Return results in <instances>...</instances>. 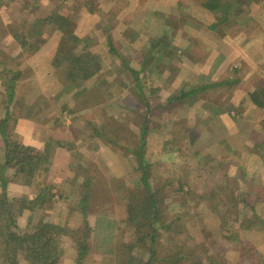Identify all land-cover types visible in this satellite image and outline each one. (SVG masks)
Wrapping results in <instances>:
<instances>
[{
    "label": "rangeland",
    "instance_id": "obj_1",
    "mask_svg": "<svg viewBox=\"0 0 264 264\" xmlns=\"http://www.w3.org/2000/svg\"><path fill=\"white\" fill-rule=\"evenodd\" d=\"M239 1L245 4L215 30L210 26L218 14L204 8V0H18L14 5L17 14L24 5L28 19H21L22 25L34 22L47 37L51 25L42 20L56 11L71 22L76 35L90 41L73 48L88 51L93 62L85 67L93 73L84 81L82 100L62 102L59 118L60 126L75 135L76 126L88 125L90 137L66 143L77 155L56 172L53 144L42 150L29 146L46 156V170L36 171L25 184L10 168L7 188L0 184V195L6 192L16 205L47 194L44 207L26 210L16 223L23 231L29 221L65 227L58 264H77L81 242L88 251L79 264L149 261L145 229L131 212V206L140 207L132 194L142 191L137 151L143 135L142 162L158 192L160 224L167 226L158 232L154 264H264V70L253 76L250 88L239 90L246 76L238 49L228 59L231 69L222 71L214 87L181 97L202 85V70L191 62L213 57L211 47L229 28L235 31L231 43L236 48L246 49L240 29L251 26L254 32L263 30L264 42V0ZM253 14L261 16L244 19ZM163 36V44L152 48ZM257 54L261 59L255 55L254 61H264V51ZM68 70L59 71L68 78ZM86 111L88 122L78 116ZM97 126L100 138L95 142L92 130ZM222 191L227 195L221 197ZM85 193L89 201L81 204Z\"/></svg>",
    "mask_w": 264,
    "mask_h": 264
},
{
    "label": "crops",
    "instance_id": "obj_2",
    "mask_svg": "<svg viewBox=\"0 0 264 264\" xmlns=\"http://www.w3.org/2000/svg\"><path fill=\"white\" fill-rule=\"evenodd\" d=\"M17 1L13 0V4L10 6L4 2L0 4V162L5 161L6 144L1 133V125L6 120V132L8 135L23 145L32 146L39 150L44 149L47 144L55 146L52 163L53 168H55L54 172H56L59 167L62 168L64 165L70 164L74 155H77L67 149L68 146L64 147L67 145L66 143H76L90 137V127L88 125L83 127L76 126L78 135H75L74 131L69 132L62 125L60 126L61 123L59 122V118L63 113L62 110L65 109V104L63 103L68 100H72V102L75 100L81 101L85 88L83 84L72 88L70 79L66 78V75L65 77L61 75L59 71L60 69L63 71V68L55 66L54 61L61 49V41L63 39V33L59 29L58 23L47 21L51 16L42 20L45 24L51 25V30L46 31L49 34L48 37L39 28V25L34 22L28 26L22 25L24 21H21V19L26 17L25 8L23 5V13L17 14L14 12L16 9L14 5H16ZM20 5L18 4V6ZM260 16V14L256 16L253 14L250 18L247 15L244 16V19L253 20L258 19ZM231 19L235 20L236 18ZM37 20L39 22L40 19ZM238 20L244 21L242 18H237ZM256 26L261 25L257 23ZM252 27L246 30L240 29L246 37L244 41L247 44L245 50L233 46L231 37H233L235 31H231L232 28H229V32L219 39L218 44L215 43L216 45L213 44L215 46L211 47L212 50L210 52H213V57H201V61L194 59L191 62L190 65L194 66L195 64L198 66L197 70H202V76H200L202 77L200 79L202 85L217 83L218 79L222 77V71L231 69L232 65L227 64L230 62L228 59L232 56L231 52L236 51L239 53L238 49H240L239 54H241L243 59L242 63L246 78L243 77L239 90L241 88H250L255 81L253 76L261 75L259 72L264 70V61L259 63L254 61L255 55L260 60L261 56L257 53L264 51L262 48L264 47V42L260 39L262 37L261 31L263 30L258 29L257 32H254ZM239 28H243L242 25ZM58 34L61 35L60 38ZM89 35L92 36L90 33ZM227 38H230V41L227 40L226 42ZM58 39H60V45L58 44ZM17 40H20V44ZM22 40H25L27 44L22 45ZM88 44L90 45V42ZM222 49H224L223 51L228 50L226 54H221L223 52ZM258 82L260 81L257 80L256 83ZM258 85H261V82ZM252 91L253 89L247 90V92ZM250 107L255 108V106ZM224 112H227L226 109ZM78 113L79 117H87L86 121H89L90 112ZM64 117L67 116L64 115ZM92 131L96 134L95 142H98L100 138L99 126L93 128ZM64 141L66 142L63 143ZM93 149L92 152L94 151ZM65 175L69 178L66 172ZM47 179L49 181L51 176H48Z\"/></svg>",
    "mask_w": 264,
    "mask_h": 264
},
{
    "label": "trees",
    "instance_id": "obj_3",
    "mask_svg": "<svg viewBox=\"0 0 264 264\" xmlns=\"http://www.w3.org/2000/svg\"><path fill=\"white\" fill-rule=\"evenodd\" d=\"M244 2L239 0H204L203 7L208 11L218 14L216 24L210 26V29L215 30L216 27L221 24L227 23L230 18L228 14L233 10L238 9L241 5H244ZM47 21L57 22L59 29L63 33V39L61 41V49L57 54L55 59V66L58 68H69L68 78L70 79V86L76 88L77 85L81 86L84 84L86 77L91 76L93 70H87L85 66H88L93 61L91 57L87 55L88 51L81 49L79 51L75 50V44L80 46L82 43L88 46V39L80 38L76 35V29H72V24L66 18H62L56 12L50 15ZM219 17L221 18L219 20ZM164 42V36L162 39H158L154 42L156 46L162 45ZM24 43L27 44L24 40ZM150 49V51L152 50ZM149 53L147 54L148 57ZM100 70L97 68V72ZM75 72L74 79L70 76ZM15 77V76H14ZM13 84V83H12ZM215 85H202L193 91L183 93L181 97H192L197 93H203L209 87H214ZM12 89V88H11ZM256 96L253 98L255 99ZM179 98V97H178ZM253 99V100H254ZM6 120L2 122L1 133L6 144L5 149V161L0 163V184L3 188H7L6 182V172L8 169H14L16 172L15 177H20L22 183H31V179L37 175L38 170H46V167L43 165L47 158L42 155V153L37 152L34 148L25 146L19 141L11 138L6 132ZM145 145L144 135L141 139L140 148L137 151V154L140 156L141 164L140 168L142 169L141 180L138 181V185L142 191L139 194L133 193L132 196L137 198L139 208L131 206V212L137 213L140 223V227L145 229V234L147 236V248L150 252L149 261L144 264H154L156 262L157 249L156 247L160 246L158 242V232L162 228H167L164 224H160L161 219L163 218V210L160 209V201L157 198L156 189L151 184L150 175L145 172V165L142 162L143 155V146ZM222 181L225 182L224 173L222 174ZM223 182V184H224ZM87 183L90 181L87 179ZM87 192V186H84ZM138 189V187H137ZM226 191H222L221 197L226 196ZM46 195L40 194L35 198L31 203H27L25 200L20 201L17 205L13 201H9L7 198L6 192L0 195V263L1 264H22V260L26 264H58L60 258L62 257V248L60 242V236L66 233V228L58 224H49V223H38L34 226L28 222V225L25 231L21 230L16 223L18 216H21L26 210L36 211L40 206H43L46 203ZM48 197V196H47ZM89 195L84 194L81 204L85 201H89ZM52 199V196L51 198ZM240 201V200H239ZM86 203V202H85ZM84 203V204H85ZM87 204L84 207V215H86ZM44 207V206H43ZM133 223V218L130 219ZM149 222V223H148ZM85 231L89 229L88 222L85 219ZM149 224V225H148ZM148 225V226H147ZM162 227V228H161ZM137 230H139L137 228ZM81 252L77 260V264L87 253V246L81 242L79 247ZM133 258V257H132Z\"/></svg>",
    "mask_w": 264,
    "mask_h": 264
}]
</instances>
